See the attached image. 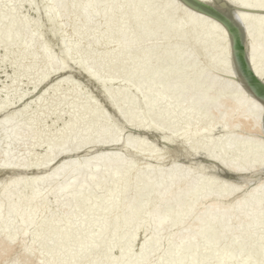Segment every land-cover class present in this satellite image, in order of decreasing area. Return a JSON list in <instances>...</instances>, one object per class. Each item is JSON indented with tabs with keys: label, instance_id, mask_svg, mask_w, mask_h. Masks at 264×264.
<instances>
[{
	"label": "snow or ice",
	"instance_id": "snow-or-ice-1",
	"mask_svg": "<svg viewBox=\"0 0 264 264\" xmlns=\"http://www.w3.org/2000/svg\"><path fill=\"white\" fill-rule=\"evenodd\" d=\"M212 2L0 0V264H264V0Z\"/></svg>",
	"mask_w": 264,
	"mask_h": 264
},
{
	"label": "bare ground",
	"instance_id": "bare-ground-1",
	"mask_svg": "<svg viewBox=\"0 0 264 264\" xmlns=\"http://www.w3.org/2000/svg\"><path fill=\"white\" fill-rule=\"evenodd\" d=\"M202 1H204L205 3H209V4H212L213 5V7H214V4H213V2H212V0H202ZM189 3L190 4H192L193 6H195V7H197V8H200L198 5H195L191 0H189ZM214 9V8H213ZM210 11H213V12H215L216 11V9H214V10H212V9H209ZM226 19V18H225ZM235 37H233V39H235V42L239 39V37H240V33H239V31L237 30V32L235 33V35H234ZM241 42H242V40L240 41V44H241ZM241 46V45H240ZM241 50L240 51H238L239 53H237L236 54V56H237V62L239 63L241 60L238 58V56L243 60V56H244V53H245V48H244V46L243 47H241L240 48ZM250 81L251 82H253L254 84L256 83V81L255 80H253V77H251V79H250ZM262 83V82H261ZM258 86H259V84H257ZM258 88V91H260V92H258V91H256V93H257V95H263L262 93H263V91H264V89L262 88L261 90H263V91H261L260 90V86L259 87H257Z\"/></svg>",
	"mask_w": 264,
	"mask_h": 264
},
{
	"label": "water",
	"instance_id": "water-1",
	"mask_svg": "<svg viewBox=\"0 0 264 264\" xmlns=\"http://www.w3.org/2000/svg\"><path fill=\"white\" fill-rule=\"evenodd\" d=\"M195 5H198L199 7L201 6V7H204V8H207V9H212V10H214L215 9V7H213V5L212 4H209V3H205L204 1H202V0H191ZM225 2H227V0H225ZM214 8V9H213ZM215 11V10H214ZM244 45H243V41L241 42V47H243ZM244 57H245V53H244V56H243V59H244ZM253 77V80H255L256 81V83L257 84H259V86H260V88L262 89H264V82H260L259 80H258V78H256L255 76H252ZM261 91H263V90H261ZM264 92V91H263Z\"/></svg>",
	"mask_w": 264,
	"mask_h": 264
},
{
	"label": "rangeland",
	"instance_id": "rangeland-1",
	"mask_svg": "<svg viewBox=\"0 0 264 264\" xmlns=\"http://www.w3.org/2000/svg\"><path fill=\"white\" fill-rule=\"evenodd\" d=\"M235 37V36H234ZM233 42H234V45H235V39H233ZM241 45V44H240ZM241 46H239V48H234V55L236 56V54L237 53H239L238 51H240L241 49ZM236 58H237V56H236ZM238 58L240 59V60H242L239 56H238ZM237 62V61H236ZM241 62V61H240ZM240 62L238 63L237 62V64H240ZM248 82V84H249V86L251 87V89L254 91V92H256V91H258V88L257 87H259L258 85H257V83H253V82H251L250 80H248L247 81ZM260 90H261V88H260ZM258 92H260V91H258ZM261 93V92H260ZM263 95H264V92L262 93Z\"/></svg>",
	"mask_w": 264,
	"mask_h": 264
}]
</instances>
